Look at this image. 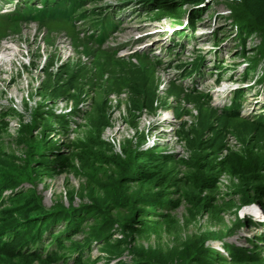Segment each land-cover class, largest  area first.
I'll return each mask as SVG.
<instances>
[{"label": "rangeland", "instance_id": "1", "mask_svg": "<svg viewBox=\"0 0 264 264\" xmlns=\"http://www.w3.org/2000/svg\"><path fill=\"white\" fill-rule=\"evenodd\" d=\"M186 1L98 0L86 8L110 6L116 25L104 41L90 36V20L15 22L3 9L24 0L0 1V186L16 185L2 197L25 191L18 204L83 218L39 241L43 255L55 251L51 261L0 249V264H131L134 251L193 264L201 245L264 259V10L259 20L246 0ZM182 12L195 30L184 22L170 31ZM232 88L239 106L227 114ZM147 155L169 162L147 168L137 160ZM135 170L158 175L141 186ZM140 194L162 206L138 204ZM104 196H132L133 208L164 215L142 216L159 234L127 236L119 256L100 251L104 236L93 234L103 209L89 218L82 210ZM119 229H106L109 244L124 238ZM190 233L198 241L181 247Z\"/></svg>", "mask_w": 264, "mask_h": 264}, {"label": "trees", "instance_id": "2", "mask_svg": "<svg viewBox=\"0 0 264 264\" xmlns=\"http://www.w3.org/2000/svg\"><path fill=\"white\" fill-rule=\"evenodd\" d=\"M98 0H41V7L37 8L32 4L26 5V0H24V6L17 10L14 14L10 16L12 21H31L37 23H48L53 21H79L82 19L90 20V25L95 29H99L100 38L105 40V36L109 35L113 30L116 28V25L113 23L110 13L108 9L110 8H103L102 12L95 13V9L97 7H88V5L95 3ZM192 0H187L184 2V5H189L192 3ZM202 2V0H198L197 3ZM247 4L250 6V14L257 19L261 18V13L258 10H264V1L263 0H246ZM153 6L152 4L150 7ZM155 11V9L152 8ZM199 12H204L203 8L197 10ZM182 16L186 17L185 22L188 24V27L191 30H195V18L193 15L186 12H182ZM181 18L180 15L176 17L173 22H178ZM234 23L238 24L237 26L238 31L243 32V30L247 29V27H243L241 21L239 19L234 18ZM184 30L178 31L183 32ZM246 32H248L246 30ZM93 36V35H90ZM244 44V41H243ZM194 70V68L192 69ZM192 73L191 71L187 74ZM221 80V79H220ZM238 90V91H236ZM234 92L233 98H230V105L227 107L224 113L232 114L231 112L235 109L238 105L237 99L235 96L237 93H240L241 90L238 88ZM258 121L264 124V117L259 116ZM137 160H141V164L145 165L147 168L156 166V164L160 165L161 163L169 162L165 156H142ZM45 171L50 170V166H44ZM135 173L138 175L136 178V182L141 183V186H147L150 181H152L158 173H146L142 170H135ZM1 180V179H0ZM121 187L125 186V181L122 179L119 182ZM255 185V184H254ZM13 186L11 183L5 186H0V249L1 250H11L14 249V258L19 257L23 258L25 256H30L34 260H38L41 262H49L52 260V256L55 255V251L51 250L47 254L43 255V253L39 250L38 243L42 240V237L45 234L51 233L52 228H54L57 224L64 222L66 226L72 227V229L77 228V224L82 222L83 218L80 220L75 218H80V215L76 214V211H65L63 208L57 212L49 213L47 212L42 206L32 207L30 206H23L22 204H18L19 199L18 197L21 194H25V191L15 192L12 195H9L6 198L2 197L3 190L12 188ZM86 187L82 186L76 191L75 195H78L81 199L84 197V193L86 192ZM195 192V190H193ZM28 195V194H27ZM138 204H143L144 206L152 205V206H162V201L157 202L156 197L153 194L151 195H137ZM70 198L72 202V196L70 194ZM132 196H128V201L126 203L122 202H115L114 199L109 198L107 196L101 197L98 199L96 204H91L87 206V208L82 210V213L85 214V217H93L99 209H103L101 211L100 218L94 220L96 222V230L94 236L97 234L104 236V244L99 245L100 251H105L109 255L113 254L114 256H119L124 250H127L126 237L130 236L131 241H134L132 236H148L151 234H159L158 229H156L154 221H147L146 219H142V216H159L164 217L161 213H155L154 211H144L138 210L133 208V201ZM160 200H164L161 197ZM25 202V200H24ZM169 206L172 205V202H168ZM263 205V202H259L258 205ZM122 208H126L128 211H131L129 214H121L116 213L114 215L113 212L120 210ZM133 208V209H132ZM155 213V215H153ZM82 217V216H81ZM75 220V221H74ZM251 221H249V224ZM117 224L119 232L124 236V238L119 239H112L114 242L109 244L108 239L112 238L107 237L108 230H111L112 227ZM188 227V225H185ZM108 229V230H106ZM65 230V229H64ZM173 236L176 237V240H181L180 233L177 229H173L172 231ZM52 234V233H51ZM68 238V237H67ZM93 239V238H92ZM91 239V240H92ZM261 239V238H260ZM61 235H57L55 237L56 246H59L62 242ZM198 241V235L196 233L187 234L185 241L180 243V246H185L187 244H193L194 242ZM202 243V241H201ZM109 247V248H108ZM201 249L196 250L195 257L193 258V264H264L263 257L261 258H254L251 255H241L232 253L230 249L228 250L229 258L220 257L217 251L211 247H205L201 245ZM78 249L75 247H71L67 249L68 253H73ZM176 250L170 249L168 251V256L174 255ZM255 252V251H254ZM79 256H75L76 259ZM168 259H171L168 257ZM169 260H161L156 258L154 255L144 256L138 252L133 253V259L131 264H169ZM118 264H124L123 262H119Z\"/></svg>", "mask_w": 264, "mask_h": 264}]
</instances>
